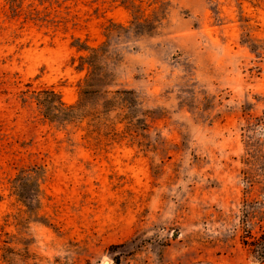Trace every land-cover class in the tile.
I'll list each match as a JSON object with an SVG mask.
<instances>
[{"label":"rangeland","instance_id":"1","mask_svg":"<svg viewBox=\"0 0 264 264\" xmlns=\"http://www.w3.org/2000/svg\"><path fill=\"white\" fill-rule=\"evenodd\" d=\"M263 231L264 0H0V264H264Z\"/></svg>","mask_w":264,"mask_h":264},{"label":"trees","instance_id":"2","mask_svg":"<svg viewBox=\"0 0 264 264\" xmlns=\"http://www.w3.org/2000/svg\"><path fill=\"white\" fill-rule=\"evenodd\" d=\"M84 47V48H83ZM80 46L83 51H89V55L85 58H81L83 64L89 67L90 73L87 76L85 82L81 87V95H96L100 94L107 96L110 94L108 87L109 82H113V75L109 73L103 65L99 63L100 52H103V48L91 49L87 46ZM80 50V51H82ZM112 76V77H111ZM116 94L120 95H132V91H117ZM36 101L39 106L44 110L45 116L53 121H59L63 123L73 122L80 119L87 112V106L81 101L74 106H67L64 104L59 96L54 91L46 90L42 93L36 94ZM22 180H25L24 176H21ZM25 184L17 186L16 190L19 197H24ZM251 242H245V245L249 247L250 254L259 262L264 263V231L259 238H250Z\"/></svg>","mask_w":264,"mask_h":264},{"label":"water","instance_id":"3","mask_svg":"<svg viewBox=\"0 0 264 264\" xmlns=\"http://www.w3.org/2000/svg\"><path fill=\"white\" fill-rule=\"evenodd\" d=\"M104 264H108V262H105Z\"/></svg>","mask_w":264,"mask_h":264},{"label":"bare ground","instance_id":"4","mask_svg":"<svg viewBox=\"0 0 264 264\" xmlns=\"http://www.w3.org/2000/svg\"><path fill=\"white\" fill-rule=\"evenodd\" d=\"M108 264H109V262H108Z\"/></svg>","mask_w":264,"mask_h":264}]
</instances>
